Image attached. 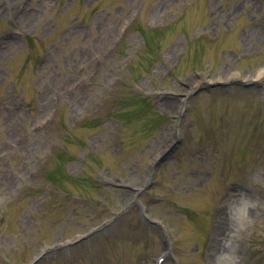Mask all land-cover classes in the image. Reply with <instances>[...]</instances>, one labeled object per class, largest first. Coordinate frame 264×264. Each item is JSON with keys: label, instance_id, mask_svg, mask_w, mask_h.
Listing matches in <instances>:
<instances>
[{"label": "rangeland", "instance_id": "rangeland-1", "mask_svg": "<svg viewBox=\"0 0 264 264\" xmlns=\"http://www.w3.org/2000/svg\"><path fill=\"white\" fill-rule=\"evenodd\" d=\"M260 71L264 0H0V264H28L111 218L133 201L118 184L140 191L180 264H211L224 201L248 186L264 199L248 183L264 168ZM171 115L184 145L159 162L175 143ZM54 165L73 181L46 180ZM253 219L240 255L264 264V208ZM124 222L142 225L144 250L123 229L39 264H107L102 247L112 264H152L158 232L134 211Z\"/></svg>", "mask_w": 264, "mask_h": 264}, {"label": "clouds", "instance_id": "clouds-1", "mask_svg": "<svg viewBox=\"0 0 264 264\" xmlns=\"http://www.w3.org/2000/svg\"><path fill=\"white\" fill-rule=\"evenodd\" d=\"M248 183L264 187V168L252 171ZM261 208H264V199L251 188L233 193L224 201L227 229L220 240V250L211 258V264H243L241 242L254 223L253 214Z\"/></svg>", "mask_w": 264, "mask_h": 264}, {"label": "bare ground", "instance_id": "bare-ground-1", "mask_svg": "<svg viewBox=\"0 0 264 264\" xmlns=\"http://www.w3.org/2000/svg\"><path fill=\"white\" fill-rule=\"evenodd\" d=\"M29 20H30V18L28 19V21H29ZM30 22H31V20H30ZM263 75H264L263 71H260V72H258V73L254 76V78L260 79ZM234 76H235V78H237L236 75L230 74V75L228 76L227 81L230 80V79H231L232 77H234ZM229 77H231V78H229ZM244 78H245V76H244ZM246 78H248V77H246Z\"/></svg>", "mask_w": 264, "mask_h": 264}]
</instances>
